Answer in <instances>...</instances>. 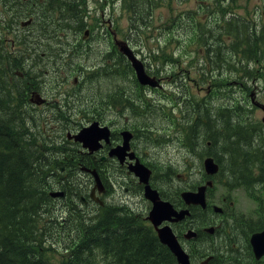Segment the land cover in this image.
<instances>
[{"label":"rangeland","instance_id":"1","mask_svg":"<svg viewBox=\"0 0 264 264\" xmlns=\"http://www.w3.org/2000/svg\"><path fill=\"white\" fill-rule=\"evenodd\" d=\"M126 2H130V0H85L84 15L86 17L84 19L88 22L90 34L85 36L84 31L86 29L83 28L80 29L79 33L70 31L72 24H75L72 21L69 23H55L53 26L55 31L70 32L55 34L57 40L54 39L53 47L39 49V53H44L42 55L31 54L30 45H17L15 41L17 38L16 34H18L22 37L20 38L21 42H29L31 39L27 35L35 31V24L25 26L24 29L20 30H17V26L13 25L8 30L7 36L12 38L13 42L10 48H21L17 49L16 52L24 55V63L28 73L37 76L41 85L40 91L45 94L47 88L52 85H54V88L58 87L60 93L47 97L48 103L54 105L63 104L69 108L75 107L71 111L62 113V116L65 117L64 120H57L53 124L47 122L48 119L45 118V115L48 114H36L41 123L40 129L44 126L42 130L46 129L48 135L56 139L58 134L63 136L67 133L77 132L94 115L91 112L77 115L74 110L97 109L96 107L108 108L107 102L102 103V100L107 101V92L114 87L112 84L115 81L106 74L100 77L101 81L88 80L87 74L96 70L99 66L105 69L107 61L109 60L112 63L116 59V55H118L115 51L111 53L110 49H113L112 45L115 44V39L104 28L106 24L110 23L115 30L116 39L127 38V41H123L128 42L127 46L146 66L164 62V64L158 65L161 71L159 77L163 80L160 88L147 87L140 90L137 89L139 86L136 84V88L135 86L131 87L132 99L119 105V109L115 112L116 115L111 111L107 113L108 116H112V120H122L124 124L133 127L132 131L137 135L134 145L139 152L138 156L153 169V181L156 188L168 199L174 201L177 198V193L179 191L182 192L184 186H194L201 181L203 173H205L203 161L211 153L223 164L222 173L217 176V179L215 178L216 191L219 197H228L231 191L227 189L229 188L228 185L235 183V179L230 181L229 177L231 179L241 173L249 174L250 176L251 174H263L257 165L256 168L251 170L250 168L247 169V166L242 163H245L243 158L245 157L244 153L246 154L247 152L250 160H254V163H259V166L262 165L260 162L264 155V126L262 123L264 118V54L260 60L256 61V64H250L249 67L254 70L255 80L244 81L249 90L240 94L237 83L232 85L227 83V85L223 82L226 78L231 80L234 78V69H229L228 66L224 69L215 70V76H212L211 79L199 78L196 71H194V66L198 64L199 68L202 60V54L198 52L197 63V55L194 49L197 50L198 46L192 45V39L189 38H183L179 42L178 40L181 39L182 33H178L179 30H175L176 28L170 29L172 11L198 10V0H164L163 2L158 0L155 8L151 10L153 18L148 19L147 25L143 29L136 31L129 30L132 27L131 15L127 9ZM224 6L229 7L231 10L235 8L240 14H245L260 26H264V0H237V4L230 1L228 3L224 2ZM49 16L52 19L55 18L53 12ZM49 16L45 17L46 22L53 23ZM46 31L52 34L56 33L54 30L49 29V26L45 28L44 32ZM110 31L113 33L112 28H110ZM60 39L66 43H73L76 46V50L72 61L69 64L60 66L61 68L57 70L52 57L57 56L59 53L58 42ZM84 40H86L85 43H80ZM62 46L66 47L65 45ZM161 47H163V52L159 54L160 61H153L152 56L150 57L149 55L159 51ZM171 55L174 59L176 58L175 61H172L173 64H181L180 68L190 67L192 69V77H187L186 80H179L177 76L173 75L176 67L170 64L169 56ZM202 65L204 66V63ZM217 67L220 68L221 66ZM146 68L149 70L148 67ZM69 69L70 72H67ZM59 74L64 75V78L67 76L73 77L70 80L59 79L58 81L55 77ZM181 74L179 73L178 75L180 76ZM119 81L125 83L126 88H130L129 83H126V79L120 78ZM219 91L221 93L230 92L231 94L220 96L217 94ZM190 93L194 94V96L189 95ZM47 96L49 95L47 94ZM54 99H59V102L56 103V101H53ZM206 100L211 103L208 106L209 108L203 107V103ZM150 103L154 108L151 114L145 117L133 114L132 106L134 104L141 105L143 107L141 110L146 112L149 110L147 104ZM192 103H198V112L192 108ZM233 103H243L244 112L238 116L234 115L236 112H232L236 110V107ZM216 109L225 113L224 117L219 119ZM206 114H208V118L211 119L213 117L216 120L215 131L222 129L221 134L216 138V142H212L207 137L203 138L204 130L207 128L204 127V124L207 123ZM227 117H230L233 125L228 133L222 135L228 128L224 122V118L227 119ZM196 118H198V146L192 150L188 147L187 139L192 137L189 123L190 121L195 123ZM236 128L242 134H249L253 140L255 139L250 143L252 147H247L246 144L242 143L243 141H240L241 143L234 142L229 147L226 141L227 137L228 141L231 140L229 132H235ZM254 128H256V132L252 133L250 130ZM257 132L260 134L258 138ZM52 142L56 143V140H52ZM235 149L240 153L237 161L243 167L235 165V162L229 159H235L233 154ZM260 151L263 152L262 159L258 158ZM110 163L115 170L112 168L108 169L106 178L113 187V192L109 196H104L103 193L101 195L102 198L105 201L107 200L108 203L122 205L126 203L129 209L133 210L135 208L138 213L147 215L149 202L141 195L142 190L135 185V179L132 176H129L132 179L122 176L124 173L116 166L117 164L114 162ZM63 175L69 176V174ZM75 175L78 180L80 178L84 183L87 180V177L82 173ZM119 181L121 182L120 184ZM78 182L80 183V181ZM123 185L132 192L129 199L125 196V192H122ZM241 189L231 194L236 202L235 207L237 208L238 216L235 218L232 216L229 222H226L218 238V255L223 256L226 260L234 254L231 249V245L234 246L235 244L233 237H237L238 241L243 243L246 236L245 230L248 229L247 226L263 221V217L258 218L260 215L257 213L260 208L254 195H259L264 205V186L255 189L253 183L250 184L249 189L254 194L251 193L253 198L244 190V186H241ZM60 190L64 191V189L59 188L53 189L52 193ZM133 201L137 202L136 207ZM55 205L56 208L51 213V217L57 221L46 229L45 238L50 243V248L55 250L54 255L60 256L66 253L63 245H59L60 242H64V234H66L64 233V225L61 226L64 218L65 200L57 198ZM90 209L92 210H90L91 213L95 211L92 208ZM243 212L246 213V218H251L254 221L245 222L241 215Z\"/></svg>","mask_w":264,"mask_h":264},{"label":"trees","instance_id":"2","mask_svg":"<svg viewBox=\"0 0 264 264\" xmlns=\"http://www.w3.org/2000/svg\"><path fill=\"white\" fill-rule=\"evenodd\" d=\"M230 1L237 4V0H198V10L172 11L169 26L170 29L176 28L178 33H182L179 42L183 38H189L192 39V45L198 46L197 50L194 49L197 63L198 52L202 54V60L199 68L198 64L194 66V71L199 78L211 79L215 76V70L228 66L229 69H234V78H226L223 82L231 85L237 83L238 91L242 94L248 90L244 81L255 80L250 64H255L264 54V26H260L247 15L240 14L237 9L231 10L224 6V2ZM157 2L158 0L126 2L131 15L132 27L129 30L143 29L148 19L153 18L151 10ZM84 5L85 0H0V65L11 50L10 43L13 42L7 34L13 25L17 26L20 22L32 18L35 24L41 23V27L45 28L42 17L54 12L57 19L53 20L52 26L55 23L72 21L75 22V29L80 30L88 23L84 19ZM36 34L33 33L32 39L27 35L31 39L29 42H21L20 37L15 41L17 44L38 46L43 35ZM161 52L162 47L159 53L155 52L149 56H152L153 61H160ZM111 53H114V49ZM116 56L117 60L114 59L112 63L107 61L103 73L92 75L90 78L97 81L98 76L106 74L135 82L130 63L121 53ZM169 57L170 64L179 67V70L174 71H177L175 75L182 72L186 78L192 77L190 67L180 68L181 64L175 65L172 62L176 58L172 55ZM0 76H4L1 67ZM3 84H7V81L0 79V86ZM121 90L125 91L124 88ZM0 94V264H177L168 248L159 241L152 226L141 215L121 212L120 209L110 206L105 209L97 208L93 213L84 211L79 202L80 197L78 200L76 196L82 195L86 186L79 183L76 175L72 173L75 168H68V172L72 173L69 176L60 174V168L65 164L63 158L67 155H80L78 148L73 144L67 145L61 135L58 136L60 141L53 143L52 140L56 139L50 137L46 129L42 130L44 126L40 129L41 123L36 114L20 113L18 109L14 111L6 108L5 103L10 100L3 97L1 87ZM217 94L221 96L231 93L219 91ZM189 95L194 96L192 93ZM112 96L116 95L110 94L109 98ZM210 104L206 100L203 107L209 108ZM234 106V115L238 116L244 112L243 103ZM192 108L198 112V103H192ZM224 114L217 110L219 119L224 117ZM211 120V123L204 124L207 128L203 138L207 137L216 142L222 129L215 131L216 120L213 117ZM224 122L229 129L226 128L222 135L228 133L233 125L230 117L224 118ZM189 124L192 137L187 139V143L188 147L194 150L198 145V118L195 123L190 121ZM237 128L235 132H229L231 140L228 141L227 137V144L230 147L234 142L243 141L242 143L249 147L255 139L249 134H242ZM250 131L256 132V128ZM257 133L258 138L260 134ZM262 153L259 152V159H262ZM233 154L235 159L229 158L230 161L241 165L237 161L240 157L238 150L235 149ZM244 155L245 163L242 164L246 165L247 169L252 170L257 165L258 169L264 172V155L261 166L250 160L247 152ZM233 179L235 183H232V186L236 187H249L251 183L254 185L261 182V178L242 173L230 181ZM57 187L68 193L61 224L64 225L66 234L64 242L59 244L63 245L66 253L60 256L54 255L55 250L50 248V243L45 238L46 229L57 221L51 217L56 208L51 192ZM218 264H228V260L220 256Z\"/></svg>","mask_w":264,"mask_h":264},{"label":"flooded vegetation","instance_id":"3","mask_svg":"<svg viewBox=\"0 0 264 264\" xmlns=\"http://www.w3.org/2000/svg\"><path fill=\"white\" fill-rule=\"evenodd\" d=\"M33 55H42L44 53H39V49L35 52H32ZM22 55V53H21ZM22 57L15 61L13 64L7 66L4 72V76H0V79H10L12 78L13 81H10L9 85H1V89L3 92V97L9 98L10 102H6V108L10 109V107H13L16 111L17 109L20 111V113H34V114H53L60 111H71L75 107L72 106L71 108L67 107L66 105H54L49 104L47 101V97L53 96L57 93H60L58 87L54 88V85H52L50 88H47L45 91V94L40 91L41 85L38 81V78L36 75L30 74L27 71L26 65L24 63L25 58ZM56 67V66H55ZM57 70H59L58 67H56ZM56 80L59 81V79L63 80L67 78H64V75L59 74L55 77ZM11 90V94L7 93V90ZM47 94L49 96H47ZM46 97H45V96ZM0 97L2 98V94H0ZM59 102L58 100H53ZM119 109L118 106L115 107H103L102 109H92L91 111H88L87 108L82 110H74V112L79 114H88L89 112L97 114L99 117H93L92 119H89L87 121V124L90 122H100L101 125H107L111 129V140L109 143H103V146L98 152L89 153L88 151H84L83 156H66L64 159L66 161H75L76 159L80 161H86V162H93V164L97 167L98 173L100 174L101 178L104 180V196H109L113 192V187L109 184L106 173L108 169L112 168V165L110 162L116 163L121 172L124 174L122 176H132L131 173L128 172L127 165L129 163L128 158L123 163L120 161L117 157H110L109 153L110 151L116 147L117 145L122 143V130L129 129L132 131V126H128L127 124H124L122 120H112V116H108L107 113L111 111L115 114L116 110ZM86 124V123H85ZM134 134V139H135ZM130 151H134L135 154L138 156V150L135 148L134 143L132 142L130 144ZM132 157V155H131ZM221 165V164H220ZM114 169V168H112ZM115 170V169H114ZM83 174H90L89 172H85ZM118 174V173H117ZM254 175H260V174H254ZM89 178V176H88ZM102 180V181H103ZM209 181V177L207 175L202 176L201 181L198 182V186L206 184ZM136 182V181H135ZM121 182L119 181V184ZM136 186H139L136 182ZM89 189H92L91 185H88ZM184 190L190 189L188 186L183 187ZM231 190L229 192L228 197H219L218 193L215 188V183L211 188H207L206 190V199H207V207L205 209H202L199 205H193L190 206V210L193 211V218L190 219L188 222L182 221L178 223L172 224V227L174 228L175 232L177 233L180 240L182 239V244L184 248L189 252L191 256V260L194 264H218L219 262V256H218V238L219 234L223 231V228L226 224V222H229V220L232 218V216L235 218L237 217V208L236 202L234 198L231 196V194L237 190H242L241 188H237L236 186L231 187ZM196 190V189H195ZM227 190V191H228ZM122 192H125V196L129 197L131 196L132 192L129 190L128 187H125V185L122 186ZM102 195V194H101ZM102 197V196H101ZM257 200V199H256ZM257 204L260 208V211L257 213L260 216L258 218L263 217V221L258 222L254 225H248V229L245 230L246 236L245 241L243 243H240L237 239V237L234 238V246L231 245V249L233 250L234 254L228 259V264H264V256L260 259L256 258V253L254 251V247L251 244V237L254 234H257L264 230V205L262 202V199L257 200ZM134 202V201H133ZM174 207L177 210L185 209L187 206L183 202V200L180 197V194L177 196L176 200L173 201ZM88 201H85V204H87ZM107 200L104 199V204H107ZM135 203V207L137 202ZM220 204V205H219ZM135 210V208H133ZM107 211V210H106ZM138 211V210H137ZM242 217L244 218L245 222L249 223L251 221H254L251 218H246V213L243 212ZM190 228V229H186ZM188 230H194L197 232V239H198V246H194L195 243L191 240H185L184 234ZM186 238V237H185Z\"/></svg>","mask_w":264,"mask_h":264},{"label":"water","instance_id":"4","mask_svg":"<svg viewBox=\"0 0 264 264\" xmlns=\"http://www.w3.org/2000/svg\"><path fill=\"white\" fill-rule=\"evenodd\" d=\"M122 51L130 59L132 66L136 71L139 83L141 85L155 86L156 82L145 73L142 63L136 59L134 54L126 47H123ZM262 121L264 123V118L262 119ZM103 138H105L106 140L108 139L107 129H100L97 124H94L90 128H86L78 136H76L77 140L84 142L85 146L91 147L92 149L97 147L98 141ZM130 139L131 136L125 135L124 145L119 149L114 150L112 152V155L123 156L126 149H128V143ZM218 168V165L212 158L205 160V169L209 174H215L216 172H218ZM131 170L137 177H139L140 182L145 184V197L153 203V208L148 216V219L155 226L160 241L170 248L172 253L177 257V260L180 264H191L188 255L179 245L170 227H158L163 221L169 219L171 215H176L178 219H182L183 217H185V215L189 214V212L181 211L180 213H176V211H174L173 209V206L169 202L160 200L158 191L153 189L149 183L150 171L146 167L141 164H136L131 168ZM204 188L205 187H202L197 192H183L182 197L187 201V203H201L203 206H205ZM56 195L63 194L58 193ZM251 242L254 246L257 257L263 255L264 232L254 235L251 239Z\"/></svg>","mask_w":264,"mask_h":264},{"label":"bare ground","instance_id":"5","mask_svg":"<svg viewBox=\"0 0 264 264\" xmlns=\"http://www.w3.org/2000/svg\"><path fill=\"white\" fill-rule=\"evenodd\" d=\"M52 197V196H51Z\"/></svg>","mask_w":264,"mask_h":264}]
</instances>
